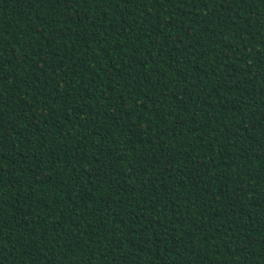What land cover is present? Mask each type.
Returning <instances> with one entry per match:
<instances>
[{"label": "trees", "instance_id": "trees-1", "mask_svg": "<svg viewBox=\"0 0 264 264\" xmlns=\"http://www.w3.org/2000/svg\"><path fill=\"white\" fill-rule=\"evenodd\" d=\"M0 264H264V0H0Z\"/></svg>", "mask_w": 264, "mask_h": 264}]
</instances>
